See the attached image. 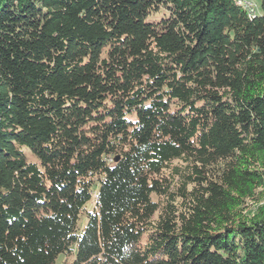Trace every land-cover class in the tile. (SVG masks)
Masks as SVG:
<instances>
[{
    "label": "trees",
    "instance_id": "trees-1",
    "mask_svg": "<svg viewBox=\"0 0 264 264\" xmlns=\"http://www.w3.org/2000/svg\"><path fill=\"white\" fill-rule=\"evenodd\" d=\"M238 1L0 0V264H264V0Z\"/></svg>",
    "mask_w": 264,
    "mask_h": 264
},
{
    "label": "rangeland",
    "instance_id": "rangeland-1",
    "mask_svg": "<svg viewBox=\"0 0 264 264\" xmlns=\"http://www.w3.org/2000/svg\"><path fill=\"white\" fill-rule=\"evenodd\" d=\"M243 3L250 11L254 10L257 14H262L261 9V0H239L238 3ZM94 203L91 202L88 204V209L93 207ZM260 211H264V189H260L257 191L256 196L253 200L248 201L243 207V214L246 216L256 215ZM87 223V217L85 215L81 216L80 219V227L84 228ZM75 253L72 255L61 254L55 261L54 264H73L75 260Z\"/></svg>",
    "mask_w": 264,
    "mask_h": 264
}]
</instances>
